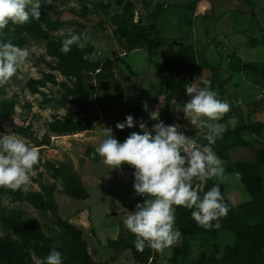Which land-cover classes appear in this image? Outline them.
Returning <instances> with one entry per match:
<instances>
[{"label": "rangeland", "instance_id": "obj_1", "mask_svg": "<svg viewBox=\"0 0 264 264\" xmlns=\"http://www.w3.org/2000/svg\"><path fill=\"white\" fill-rule=\"evenodd\" d=\"M157 3L162 11L155 20ZM40 11L39 20L9 24L0 34V40L31 53L18 73L0 84V132H13L40 153L31 183L21 191L51 195L57 216L81 231L93 264H227L224 253L234 245L235 234L199 227L192 210L182 206L176 207L175 225L182 235L175 244L163 252L148 247L139 252L133 242L124 248L123 221L147 197L134 191L132 166L111 169L95 149L103 127H110L120 142L140 131L138 125L115 127L128 115L151 129L157 121L144 111V101L166 125H179L186 135L207 143L206 130L185 119L184 103L163 91L155 69L157 62L181 60L184 48L192 46L198 58L193 82L202 87L201 80H210L218 98L231 106L218 121L227 130L213 145L225 162V180L195 184L201 195L220 183L229 203L249 201L256 154L264 148V0H54ZM69 31L86 32L89 40L65 55L60 49ZM70 125L72 130H63ZM61 168L64 173L57 176ZM68 171L81 182L86 198L65 194ZM5 190L0 237L16 238L3 219H36L51 250L63 252L70 264H90L66 255L80 253L49 209L37 210ZM258 219L264 220V212L253 222ZM35 245L43 246L42 240L25 250L36 263ZM257 264H264V253Z\"/></svg>", "mask_w": 264, "mask_h": 264}, {"label": "clouds", "instance_id": "obj_2", "mask_svg": "<svg viewBox=\"0 0 264 264\" xmlns=\"http://www.w3.org/2000/svg\"><path fill=\"white\" fill-rule=\"evenodd\" d=\"M54 0H0V34L13 25L39 20L41 5H52ZM89 37L86 32L69 31L62 40L60 51L67 55L75 45L86 46ZM28 48H21L10 40H0V84H5L15 76L30 57ZM203 85L196 82L185 85L189 99L181 111L189 123L198 130H206V144L194 136L186 135L187 129L179 125H166L160 119L159 111H149L147 101L144 111L149 118L157 121L149 129L147 122L134 120L132 115L118 122L116 128H134L124 142L118 141L110 127L101 129L102 139L95 152L102 162L111 169H120L124 164L132 166L136 194L147 197L143 203L135 205V211L126 215L123 223L135 236L133 245L139 252L146 247L163 252L175 244L181 232L175 225L176 207L192 210V219L205 230L219 229L220 221L229 212V204L221 193L220 183L225 180V162L215 153L213 145L227 130L219 123L230 111V104L218 98L212 90L211 81L203 79ZM230 123L236 124L235 120ZM39 149L27 143L13 132H0V187L26 190L31 183V172L38 164ZM216 178L220 183L200 194L196 180ZM194 209V210H193ZM63 254L52 249L36 264H64Z\"/></svg>", "mask_w": 264, "mask_h": 264}, {"label": "trees", "instance_id": "obj_3", "mask_svg": "<svg viewBox=\"0 0 264 264\" xmlns=\"http://www.w3.org/2000/svg\"><path fill=\"white\" fill-rule=\"evenodd\" d=\"M162 11V7L157 3L154 19L156 20ZM197 55L192 46H186L183 51L181 60H169L157 62L155 65L156 73L160 79V86L165 93H168L178 99L181 103H185L189 97L186 95L185 85L192 83L195 77L197 66ZM70 123V122H69ZM73 128L71 125L63 129L70 131ZM240 131V130H239ZM241 140L240 137H238ZM230 145H234V139H230ZM94 160H98L99 156L93 155ZM129 165L124 164L119 170H126ZM256 174L253 176L250 184L247 186L251 199L246 202L229 204V212L226 217L220 221L221 227L230 230L235 234V242L232 247H227L224 253V258L227 264H257L264 253V220L258 219L253 222L254 218L264 212V174H260V168L264 169V148L256 154ZM64 173V168L56 170V175ZM68 184L65 187V194L68 196L77 195L79 198H86L87 194L79 180L74 177L71 171L66 173ZM214 186V185H213ZM222 193V186L220 185ZM20 198L28 201L32 207L37 210L49 209L55 217V223L60 226L65 236H69L73 249L79 250V255L72 253L71 250L66 255H71L76 260H83L86 263L93 264V260L88 255L87 245L82 237L79 229L71 223L60 218L56 214V205L53 202L51 195L42 194L38 191L23 192L21 190L12 191ZM9 191V192H10ZM6 192L3 187H0V194ZM10 192V193H11ZM223 194V193H222ZM3 224H6L12 231L15 239L9 236L0 237V264H36L25 246H29L32 241L42 240L43 246L35 245V256L37 258L46 257L51 248L47 245L49 239L43 236L41 226L36 219L24 217L23 219H3ZM135 239V236L126 229V236L122 237L121 243L124 248L130 246ZM111 244L117 241H109ZM64 264L69 263L63 252ZM74 254V255H73ZM100 264H107V261H102Z\"/></svg>", "mask_w": 264, "mask_h": 264}, {"label": "crops", "instance_id": "obj_4", "mask_svg": "<svg viewBox=\"0 0 264 264\" xmlns=\"http://www.w3.org/2000/svg\"><path fill=\"white\" fill-rule=\"evenodd\" d=\"M198 59V58H197ZM198 62V61H197ZM103 260V259H102Z\"/></svg>", "mask_w": 264, "mask_h": 264}, {"label": "built area", "instance_id": "obj_5", "mask_svg": "<svg viewBox=\"0 0 264 264\" xmlns=\"http://www.w3.org/2000/svg\"><path fill=\"white\" fill-rule=\"evenodd\" d=\"M263 92H264V90H263Z\"/></svg>", "mask_w": 264, "mask_h": 264}]
</instances>
